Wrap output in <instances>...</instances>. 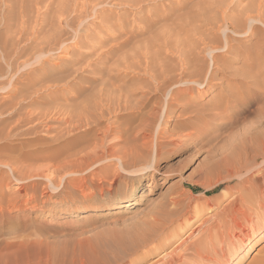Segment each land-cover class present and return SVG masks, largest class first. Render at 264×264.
Masks as SVG:
<instances>
[{
  "label": "bare ground",
  "instance_id": "6f19581e",
  "mask_svg": "<svg viewBox=\"0 0 264 264\" xmlns=\"http://www.w3.org/2000/svg\"><path fill=\"white\" fill-rule=\"evenodd\" d=\"M13 1L14 0H12V2ZM15 1L13 5L11 4L12 2L10 3L11 5H5L6 11L11 8V10L8 11L10 14L7 13V15L5 13L6 16H4V21L0 24L1 29H5L7 33L12 32V37L10 38H7L8 35L6 38L0 37V56L2 55L5 61L4 63L7 64V68L4 69L1 67L2 64L0 66V72H2L1 69L4 71L7 69V71L0 73V95L2 94L0 98V116L2 117L0 118V125L7 127V132L3 130L4 133L0 132V141L3 140L5 142L0 144V150L4 151L7 146L9 147L11 145V139L12 137H16V135L18 136L19 133L17 132V134L15 131L19 128H26L23 132H27V135H40V132H43L41 136L35 137L36 139L34 138V140H30V144L31 142L38 144L39 142H44V140L46 141V139H48V134L55 131L52 129H58L61 126H66L68 132L70 130L72 132L81 129L86 131L95 130L97 125L95 121H92L90 113L92 111L97 112L98 109V112H100L98 114H100L101 117H103L105 110L114 113L118 120H128L139 117L143 122L142 127L141 125L139 126L140 129L137 127L139 130L133 127L135 128L133 130H136L135 139H138V141L140 140L141 144L139 145L138 142L139 146H134L132 151L130 150L131 156L128 154L130 157H128V155H117L121 152V149L118 152L115 148L116 146L119 147L118 145L120 143L106 146L100 143L99 146L97 143V146H93V148L100 150L102 157L111 154L113 158L119 161L123 171L132 174L127 176L126 173L122 172L118 167V169L114 170L109 184H107L108 176H103L101 178L102 175L90 181L96 189L92 195H94V193H99L101 195L105 193L112 194V191L115 189L114 187L121 179H129V177H131L130 180L139 183V181L143 179L141 177L142 175L146 178L148 174L155 171L161 160L162 150L166 146L177 145L181 139L185 136H189L193 130L200 128L209 118L218 117V122L221 121L215 125V131L213 132V134L217 135L220 130L230 125H235L241 119L244 118L245 120V117L250 116V118L252 117V125L249 124V127L247 126L248 128H245L246 133L244 134L241 132L242 135H240L242 137L240 144L241 151L239 150L237 155L234 154L232 157L228 158L224 157V159L222 158V160L220 159V161L210 165L209 171L207 172L208 175L213 176V174L216 173L218 177L215 183L211 184V182L209 186L207 185L208 188H206L208 192L223 182H236V186L231 188L233 192H229L231 193L229 196L233 199L230 202L228 201L229 203L225 204L223 209L214 215L218 217L219 215L223 216L222 225L225 224V226L230 225L233 228H240L241 221L247 219V213L249 211L255 210L256 208H264V0H201L199 2L196 0H181L174 2L172 0L174 3L167 2L169 7L165 5V8L168 7L171 9L168 11L167 8L166 11L169 13L166 14L164 10V15L159 13L161 16L158 14L160 17L156 16L158 17L157 19H154V15H151L154 16V18L150 16L147 18L149 15L148 12H146L147 8H142L145 10L143 12L148 14L146 19H144L145 22L143 19L141 20L139 18L141 16L139 15L138 18L143 22H138V26L131 29H129L126 23H124L125 21H123L128 14L124 16L120 14L116 19L119 22L118 29H115L118 35H111L115 39L111 41L112 47L108 55L111 57L126 48H128L126 50L131 53L129 51V47L131 46L134 55L132 53L130 57L134 62L136 60L137 64L134 62H130V64L129 61L131 59L126 60V57H121V59H124L119 61V58H116L117 61L111 62L112 64L103 63L101 67L98 65L97 68L92 65L93 61L91 63L90 60L96 56V54H99L95 53L98 48L104 49L111 43L108 44V41L112 37H110V39L108 38L110 34H106V38L104 37V39L97 34L93 37L94 33L87 31V20L93 16L95 18L97 15V19L100 18L104 25L106 24L108 25L107 27L112 28V23L110 24V21L113 19V16L100 8V6L102 7L105 4L109 6L111 0H73V3L70 1L71 5H74L72 9L70 8V4L68 6V3L59 0L60 2H56L53 12H47H52V18H50L49 21H45L48 16L46 17L45 15L44 17L46 18L42 17L43 13H40L39 8L36 9V12L34 10L41 4L42 0ZM160 1L163 2L164 0ZM141 2L142 0L128 1L125 6L128 5L129 8H133L138 6ZM47 3L45 8L48 9L55 4V0H47ZM153 10L154 6L151 12ZM116 20H113V23H116ZM130 22L133 23L134 21L132 20ZM11 34L9 35L11 36ZM70 35L77 38V40L73 46L66 47L65 43L68 40L67 36L69 37ZM83 39L85 41L87 40V42L81 41ZM80 48L84 51H79L76 57H73L74 59H70L68 62L63 61L62 55H67L70 49L74 51ZM84 48L87 49L85 50ZM77 50L74 51L75 54L78 52ZM55 52L59 54L55 56ZM122 53L127 52L123 51ZM108 55L103 58L104 61L107 60ZM126 55L127 54H125V56ZM114 57L115 56H113L112 59ZM21 59L24 61L19 62ZM63 62L65 63L63 64ZM93 64L95 65V63ZM34 65L36 66L32 67ZM22 66L25 68L31 67L32 71L24 69V71H22L21 68H24ZM110 72L114 73V79H117L116 76L118 73H124L127 77L132 74L133 79H139L141 81L138 84L136 83L137 85L132 88L129 87L127 90L119 85L116 86L115 83L110 84L109 86L114 87L113 89H115V92L112 88H109L108 91L111 89L115 94L111 96L113 98H110V96L108 97L107 95L111 92H105L107 94L106 96L110 98L105 100L107 101L105 103L106 105H104L102 98L99 99L100 103L93 100L89 101L90 99L82 101L77 105L73 104V106L70 104L71 102L69 105L64 103L71 100L76 103L82 96V93L79 91H69V93H71L67 94L69 95L68 97L66 94L64 98L61 97L63 98L62 102H58L57 96H55L57 99L53 98L51 102H46L53 97L54 93L42 96L43 92L41 91L42 93H39L40 89L34 91V88L37 86H40L42 89L45 88L47 91H51L52 88L58 89L61 83L66 82L69 78H73V81H76L83 78L85 74L94 76L92 80L93 83H95L98 81L95 76H109L111 74ZM12 73H14L12 80L4 78V75H10ZM25 75L28 77L27 80L23 78ZM15 76L16 78L13 80ZM48 84H53V86L49 87ZM81 88H83L82 91L89 89L87 87ZM31 90H33L32 93ZM194 93H196V95H194ZM168 94L170 98L167 104H165L164 98L166 100ZM97 98L98 96L96 95V99ZM37 104L43 106L35 108ZM49 105L51 107H49ZM103 106L107 108L105 109ZM95 116L97 115H94V117ZM165 116L168 118L167 123L173 118L171 122L174 123L175 127L172 130L158 129L157 142L155 145L154 143L151 145L153 142H151V139L153 138L150 139V136L152 133H155L152 131L157 123ZM9 120L12 121L9 122ZM114 124L115 128L112 127L113 130L111 128L109 129L118 135L119 141V139H122L123 134H125L124 127L126 125L118 121L116 123L114 122ZM62 129L63 128H61V130ZM104 131L106 135L108 132L106 130ZM131 136H133V134ZM206 136V134L202 135V132H199L197 141L191 144L189 143L190 145L185 146L183 149L186 151L187 149L189 151L194 150L197 147V149H199L200 145L201 149L203 146L200 140L202 141ZM50 138L49 136V139ZM25 144L28 143L26 142ZM37 144H35V146H37ZM131 146H133V144ZM22 148L23 147H21V149ZM32 152H34L32 154L34 156L40 154L41 150L38 149ZM29 153L26 155L28 156ZM49 160L53 159H48V161ZM99 161H101V159ZM99 164L100 163L97 165ZM10 169L12 176H16L17 182L22 180V178L18 176L19 172H17L18 170L16 168L10 166ZM4 170L5 169L0 166V176L4 173ZM92 172L91 174L95 175V170ZM93 175L92 177H94ZM86 180L87 179H83V182L86 183ZM0 183L2 184L1 180ZM1 184L0 217H2L5 210H8L11 204H13L10 199L8 203L3 205L6 196L2 193ZM181 184L183 185L184 183ZM24 190L23 188L21 189L22 192ZM136 191L137 188L134 187L133 194ZM192 194L193 192H191V195ZM179 197L177 198L179 199ZM200 199L202 198L197 199L193 198V196L189 199V203H191L192 206L194 205V213L200 215L206 210L211 213L215 208L220 210L221 206L219 201L208 199V201L206 200L201 203ZM182 200L184 203V199ZM15 202L14 204H16ZM174 205H176V203ZM188 205L189 204H187V206ZM168 206L169 205H167V207ZM181 206L183 205L181 204ZM151 216L156 215L151 214ZM159 224L162 223L154 217L150 225L149 222H147L139 229H136L133 232L134 241L132 242L134 243L131 249H129L134 250V248L137 249L142 245L149 247V244L156 241V238L160 236H165L164 238H166L167 235H173L171 231L174 230L164 233V231H161V228L164 229V227H161L162 225L159 226ZM1 230L3 229L0 225V231ZM175 233H177V231H175ZM192 234L193 233L187 234L184 242L190 238ZM254 240L248 239L244 245L251 246ZM120 244L119 242V245ZM208 245V241L193 242L186 250L187 253L185 254L188 256L185 254L180 255L179 258L181 259L178 260L181 261L182 264L208 263L210 261L221 262L223 258L220 260L215 255H207ZM14 246L15 245L9 243L5 245L3 241H0V264H20L17 262L18 259L15 262L11 261V259L14 258L13 256L17 255L16 250L12 249ZM129 249L123 248L124 253L126 254V250L129 252ZM143 250L146 249L144 248ZM151 251L152 250H149L148 254L151 253ZM189 251H191V253ZM124 253L123 257L125 256ZM61 254L62 253L59 254V251L53 250L49 252L48 255L46 254L45 261L39 260L35 263L29 261L31 260L29 259L28 262L23 264H64L65 259H62L63 255ZM121 257L122 256H116L117 261H121L123 259ZM175 258L172 257L169 259L168 257V261L164 258L157 262L158 264L179 263ZM123 263L124 262H122V264ZM80 264L88 263L85 259V261H82Z\"/></svg>",
  "mask_w": 264,
  "mask_h": 264
},
{
  "label": "rangeland",
  "instance_id": "374dc122",
  "mask_svg": "<svg viewBox=\"0 0 264 264\" xmlns=\"http://www.w3.org/2000/svg\"><path fill=\"white\" fill-rule=\"evenodd\" d=\"M14 1L12 2V0H0L1 2L0 24L3 23L4 16H6L7 13L10 14L8 11H10L11 8L10 10L8 9V11H6L5 9L6 6H8V4H10L11 2H12L11 4L13 5V3L16 2ZM42 1L41 4H39L38 7H36L34 10L36 12L37 11L36 9L39 8L40 13L44 14V15L42 14V17H44L45 15L46 17L48 16L45 21L47 20L49 21L50 18H52V12L55 9L56 2H60V1L55 0V4L52 5V7L48 8L49 10L45 8L46 5L48 4L47 0H44L43 3ZM63 1L65 3H68L67 4L68 6L69 4L71 5V2L73 3V0H63ZM128 1H135V0H111L109 6H107V4H105L102 7L100 6V8L106 11V13L113 16V19H111L112 22L110 21V24L112 23L111 24L112 28L107 27L108 25L106 24L104 25L103 22H101L100 18L99 19L96 18L97 17L96 15L95 16L96 19L93 16L87 20V27H86L87 31L94 33L93 37H95V35L97 34L103 39L104 37L106 38V34L107 35L110 34L108 36V38L110 39V37H112L113 35L115 34L116 36L118 35V32H116L115 30L118 29L119 22L116 20L118 15L120 16L121 14L122 16H124L128 14L125 16V19L123 21H125L124 23H126V26L129 29H131L133 27H137L142 19L144 21V19H146V16L148 14L149 15L147 16V18L149 16L154 18L155 16L154 19H157L158 17L161 16L159 13L164 15L163 13L164 10L166 14L169 13L168 11H170L171 9L168 8L169 7L168 3H172L173 1L177 2L181 0H173V1L164 0L163 2L160 0H156V1L142 0V2L139 4L140 6L138 5L133 8H129L128 5L125 6V4ZM196 1L199 2L201 0H196ZM150 5L152 8L150 7ZM165 5H167L168 7L165 8ZM72 6L74 5L70 6L71 9ZM153 6H154V10H153L154 12L153 11L151 12ZM142 8L144 9L147 8L146 12H148V14L143 12L145 10H143ZM156 8H158L159 11ZM167 8L168 11H166ZM48 11L49 12L52 11V12L47 13ZM139 15H141L139 17L141 20L138 18ZM113 20H116V23H113ZM132 20L134 21L133 22L134 24L130 22ZM5 31L6 30L1 29L0 26V37L6 38L7 35H8L7 38L12 37L11 34L12 32L7 33L6 31L5 33ZM9 34H11V36ZM67 38L68 40L65 43L66 47L73 46L77 40V38H74L71 35L69 37L67 36ZM114 39L115 38L112 37L108 41V44L111 41H114ZM81 41H85V40L83 39ZM85 42H87V40ZM111 44L112 42L105 48L103 47L104 49L98 48L97 49L98 51L96 50L95 53H99V54H96V56H94L90 60L91 63L92 61L93 63H95V65L92 63L93 66L97 68L98 65H100L101 67L103 63L112 64L111 62H114L116 58L117 59L119 58L118 59L119 61L123 60L125 57L126 60H130V59L132 60L130 55L132 56V53L134 55V52H132L133 49L131 46L129 47V51L131 53H129L126 50L128 48H126L125 50H122L121 52H118L117 54L109 57L108 54L110 53V48L112 47ZM84 49L86 50L87 48ZM74 51L70 49L67 55L65 56L62 55L63 61L68 62V60L74 59L77 53H79V51L83 52L84 50L80 48L79 50H77L78 52H76V54L74 53ZM123 51L127 53H122ZM121 53L123 54V56ZM58 54L59 53H56L55 56H57ZM125 54L127 55L125 56ZM99 55L101 57L105 55L104 57H102L101 61H100L101 57ZM106 55H108V58L107 60L104 61L103 58L107 57ZM113 56L115 57L112 59ZM121 57L124 58L121 59ZM131 60L129 61V63L134 62L133 60L132 61ZM23 61L24 60L21 59L19 62H23ZM4 62L5 61L1 55L0 66L2 64L1 67L3 69L7 68V64ZM65 62H63V64ZM134 63L137 64L136 60ZM35 66L36 65L32 67ZM21 69L22 71L24 70L32 71L31 67H26V68L24 67ZM1 71L3 72L4 70L1 69ZM5 71H7V69H5ZM110 73L109 76L104 75L106 78L104 76H102L103 77L102 78L100 75L95 76L98 79V81H96L95 83H93L92 80V77L94 76L91 75L88 76V74H85L83 78L78 79L76 81H73V78L72 79L69 78L68 80H66V82H64L65 84L61 83L58 89L52 88L51 91H47L45 88L42 89L40 88V86L39 87L37 86L38 88L35 87L34 91L40 89L39 93L43 92L42 96H46L54 93L53 97H51L50 100L47 99L48 101L46 102H51L53 98L54 99L58 98V102H62L64 95L65 94L67 95L69 91L71 92L79 91L80 93H82V96L80 99L76 101V103L73 102L72 100L64 103L69 105V103L71 102L70 104L73 106V104L76 105L80 104L82 101H85L87 99H90L89 101L93 100L100 103L99 99L102 98L104 105H106L105 103L107 101L105 100L113 98L111 96L115 94L114 93L115 89H113L114 87L109 86L110 84L115 83L116 86L119 85L123 87L125 90H127L129 89V87L132 88L141 81L139 79L137 80L133 79L132 74L131 76L128 75L127 77L124 73H118L116 76L117 79L116 78L114 79V73L112 72ZM13 75L14 73L10 75H4L5 76L4 78L8 80H12ZM15 78L16 76L13 78V80H15ZM23 78L27 80L28 77L27 75H25ZM48 85L49 87L53 86V84L51 85L48 84ZM81 87L84 88L87 87L89 89H87L86 91H82L83 88ZM109 88H112L114 92L111 89H110L111 91L110 90L108 91ZM106 91L107 93L110 92L111 93L107 95L105 93ZM32 92L33 90H31V93ZM95 94L98 96L97 99ZM102 94L104 96L106 95L108 97L110 96V98H108L107 96L106 98ZM194 95H196V93H194ZM55 96H57V98ZM68 96L69 95H67V97ZM169 98H170L169 94L166 96V100L164 98L165 104H167ZM37 105L35 108L43 106L41 104L40 105L37 104ZM49 107L51 106L49 105ZM104 108L106 109L107 107L105 106ZM98 110L97 112L92 111L90 113L92 121L96 122L97 130L95 129L91 131L90 130L86 131L81 129L72 132L70 130L68 132L66 126L59 125L61 126L60 128L52 129L53 131L54 130L55 131L54 132L52 131L53 133L50 132L51 134L50 133L48 134L47 136L48 139H46V141L44 140V142L42 141L39 142L38 144L35 142H31L30 144L29 142L30 140H34L35 137L37 138L41 136L43 132H40V135L39 134L27 135V132H23L25 131L26 128H19L15 131L16 133L17 132L19 133V134L17 133L18 136L16 135V137H12L11 143L7 142L11 144L9 146L10 148L7 146L6 149H4V151L0 150V166L5 169L4 173L0 176V180L2 181V184L0 183L2 185L1 188L2 193L6 196L4 200L5 203H3V205L8 203L10 199L13 203L11 204V207L8 210H5L4 215L0 217V220L2 221V222L0 221V225L2 226L3 229L0 231L1 234L0 239H4L0 241H3L5 245L6 243L7 245L8 243L15 245L12 249L16 250L17 255H14L13 257L14 258L17 257V258L16 259L12 258L11 259L12 262H15L17 259H18L17 262L20 264L28 262L29 259H31L29 261L35 263H37L39 260L45 261L46 256L48 255L49 252L53 250L54 251L57 250V252L59 251V254L62 253L61 254L63 255L62 259L63 258L65 259L64 264H80L82 261H85V259L88 264H96V263L122 264V262H124L123 264H156V262L159 260L165 258V260L168 261L172 257L174 258L176 257L175 259H177V262L182 264L181 261H179L181 259L179 257L180 255H184L185 253H187L186 250L193 242L208 241L209 247L207 246L208 248L207 255H211V256L215 255L220 260L223 258L221 260L222 264H262V263L264 264V208L262 209L256 208L255 210L249 211L247 213V219L241 221L240 228H233L230 225L225 226V224L222 225L223 216L219 215L218 217L214 215L220 212L221 209H223V207L225 206V204L229 203L233 199L229 196V194L233 192L231 188L236 186V182H232V183L223 182L217 187H215L213 190L207 192V188L210 185V183L211 182H212L211 184L215 183L218 177L216 176L218 175L216 173L213 174V176L208 175L207 172L209 171L210 165L220 161V159L222 160V158L224 159V157L228 158V157H232L234 154L237 155L239 153V150L241 151L240 144L242 137L240 135H242L241 132L244 134L246 133V129L249 127L248 126L249 124L252 125V117L250 118V116H247L245 117L246 118L245 120L244 118L241 119L239 121L240 123L238 122L235 125H230L220 130L217 133V135L213 134V132L215 131V125L220 123L221 121L218 122L217 120L218 117H211L202 126H200V128L193 130V132L189 136H185L183 139H181L182 141L180 140L177 145L166 146L162 150L161 153L162 155L160 158L161 160L157 166V169H155V171L148 174L146 178L144 177V175H142L141 177L143 179L140 180L139 183L130 180L131 177H129V179H121L114 187L115 189L112 191V194L105 193L101 195L99 193L97 194L94 193V195H92V193L96 189L90 182L91 180L97 179L101 175H102L101 178L103 176H108L107 184H109V181L115 169H118L119 167L122 172H125L121 169L119 161L116 158H113L111 154L102 157V153L100 152V150L93 148V146L95 147V145L97 146L99 143L101 145L104 144L105 146L114 145V144L117 145V143H120L118 146L121 148L117 146L115 148L118 152L121 149V152L118 153L117 155L120 154L122 156H127L129 154L131 156L130 153L134 148V146H139L141 144L140 140L138 141V139L137 140L135 139L136 130L133 129L139 127L140 125L142 127V123H143L141 118L139 117L136 118L134 117V119H128V120H118L115 114L109 110H105L106 112L104 111V115L103 117H101L100 114H98L100 113L98 112ZM93 114L97 116L94 117ZM0 118L2 117L0 116ZM167 119L168 118L166 116L163 117L153 129L152 132L155 133L151 132L152 134L150 136V139L153 138L151 139V142L153 141L152 144L150 143L151 145H153V143L155 145L157 142L158 129L160 128L169 129V130L174 129L175 127L174 123L171 122L173 121V118L169 123H167L168 121ZM10 121L12 120H9V122ZM117 121L126 125L124 127L125 128L124 132L126 135L123 134L122 139H119V141L117 137L118 135L114 131H111L109 129V128L112 129V127L115 128L114 122L116 123ZM98 127L101 129H99ZM61 128H63L62 129L63 131L61 130ZM2 130L4 132H7V127L0 125V132L4 133ZM39 130L43 131L41 129ZM104 130L108 132L106 135L104 133L105 132ZM199 132H202V135L204 134L207 135L204 139H202V141L200 140L203 147L200 149L201 147L200 145L199 149H197L198 148L197 147L196 149L190 151L188 149L187 151L184 150L183 148L185 146L190 145L191 143L197 141V135L199 134ZM131 133L133 134V136H131L132 135ZM49 136L51 137L50 139ZM26 142L28 144H25ZM3 143H5L3 140L0 141V144ZM35 144H37V146H35ZM132 144L133 146H131ZM21 147L23 148L21 149ZM36 149L37 150L40 149L41 152L40 154L33 156L32 154L34 152L32 151H37ZM27 153H29L28 156L26 155ZM129 155L128 157H130ZM45 157L48 158L46 159ZM48 159H53V160L48 161ZM98 159L99 160L101 159V161H99ZM94 161L96 164L94 163ZM98 163L100 164L97 165ZM10 166H13V168H16L18 170L17 171L19 172L18 176L21 177L22 180L17 182L16 176L14 177L11 174ZM94 170H95V175L91 174V172ZM125 173L127 176L132 175L129 172H125ZM92 175L94 177H92ZM83 179H87L86 183L83 182ZM181 183L184 184L182 185ZM134 187L137 188V191L134 192L133 194ZM19 188L21 189L23 188L25 190L22 192L21 189ZM191 192H193L192 195ZM190 195L193 196V198H197V199L202 198L200 199L201 203L205 202L206 200L208 201V199L213 201H219L221 206L220 210L215 208L212 213L206 210L200 215L198 213L196 214L194 213L195 211L194 205L192 206L191 203H189L190 201L189 199L191 197ZM177 197H179V199ZM182 199H184L185 201L184 203ZM13 201L16 204H14ZM175 203L176 205H174ZM181 204L183 206H181ZM187 204H189L188 205L189 208ZM167 205L172 207L171 208L169 206L167 207ZM168 212L170 215L168 214ZM151 214L156 216H151ZM186 215H191V216H186ZM154 217L156 218V220L158 219V221L162 223L159 224V226L162 225L161 227H164V229L160 227L162 232L164 231V233H168L171 230H174L171 231L173 232V235L172 236L167 235L166 238H164L165 236L164 237L160 236L162 238L160 237H159L160 239L156 238V241H153L154 243L151 242L149 244L150 245L149 247H146V245L144 246L142 245L141 247H139V248L144 247L146 250H143L144 248L142 249L134 248V250H130L132 244L134 243L132 242L134 241L133 232L136 229H139L143 224H146L147 222H149L150 225L153 222ZM175 231H177L178 234L175 233ZM189 233H193V234L190 236V238H188L184 242L186 235ZM248 239L249 240L255 239L254 242L251 244V246L244 245L246 244V241ZM119 242L122 245L121 244L119 245ZM123 248H127V249L130 248L129 252L128 250H126L127 252L125 254ZM149 250L152 251L151 253L148 254ZM191 251L189 252L191 253ZM123 253L125 255L124 256L125 258L123 257ZM116 256L118 257L122 256L121 258L123 259L121 261L120 260L117 261ZM212 262L213 261H210L208 263L206 262H202V263L221 264L220 261H219L220 263L219 262L212 263ZM202 263L200 262L198 264H202Z\"/></svg>",
  "mask_w": 264,
  "mask_h": 264
}]
</instances>
